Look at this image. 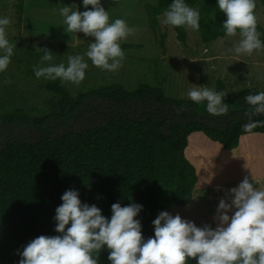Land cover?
<instances>
[{
	"label": "trees",
	"instance_id": "trees-1",
	"mask_svg": "<svg viewBox=\"0 0 264 264\" xmlns=\"http://www.w3.org/2000/svg\"><path fill=\"white\" fill-rule=\"evenodd\" d=\"M259 1L264 7V0ZM171 2L157 0L155 5L145 7L149 26L162 48L166 47L167 34L162 32L158 17ZM185 2L200 11L199 32L206 45L226 37L222 28L226 16L218 9L217 0ZM19 11L21 18L22 0ZM174 30L177 39L186 43L187 30L183 27ZM257 30L264 41V28L259 19ZM42 55L34 47L14 50L7 71L0 73V137L7 138L0 145V264H19V253L30 241L41 235H58L54 231L55 209L69 189L77 190L82 203L95 204L108 218L114 203L142 205L137 219L142 223L145 239L152 237V221L161 211L189 206L193 199L199 177L185 154L193 134L203 133L228 151L238 149L244 136L264 134V116L252 117L262 121L253 133H244L242 127L248 122L244 113L250 107L244 98L259 93L257 90L245 91L233 100L225 97L229 111L218 117L207 112L206 103L198 105L170 99L163 89L153 85L143 84L128 91L115 84L74 96L66 83L58 79L44 87L52 96L38 100L45 109L36 115L22 106L31 99L17 85L10 84L15 80L11 65L14 61L22 62L33 72ZM24 87H29L28 83ZM221 91L225 93L223 84L217 88V92ZM91 99L121 108L108 110L110 114L114 110L115 114L102 123L57 132L61 126L95 110L89 105ZM130 105L170 106L185 115L180 119L169 118L157 112L136 118L125 114ZM22 127L31 130L25 139L10 137ZM108 255L104 249L98 264H110ZM189 264H196V260L192 259Z\"/></svg>",
	"mask_w": 264,
	"mask_h": 264
},
{
	"label": "clouds",
	"instance_id": "clouds-1",
	"mask_svg": "<svg viewBox=\"0 0 264 264\" xmlns=\"http://www.w3.org/2000/svg\"><path fill=\"white\" fill-rule=\"evenodd\" d=\"M82 6L84 11L75 4L60 8L64 30L76 36L83 33L94 42L88 43L83 55L68 56L66 64L54 63L56 55L51 50L36 47L37 52H43L33 67L37 79H59L79 86L89 68L85 57L103 71L115 72L122 67L125 53L121 42L135 29L125 19L110 20L101 0H82ZM217 7L226 16L222 25L225 36L238 37L231 49L235 55L264 51L257 30L256 0H217ZM158 19L166 27L200 30V11L185 0H172ZM12 22L10 17L0 16V73L7 71L17 48L8 38ZM187 96L195 104L206 103L212 116L229 111L222 91L194 85ZM244 100L250 107L244 113L248 122L242 126L243 132L253 133L262 121L252 117L264 116V92L247 95ZM61 201L54 217L58 235H41L30 241L19 253V264H98L104 249L109 252L110 264H189L192 259L196 264H264V188L248 176L220 199L214 228L207 224L198 227L179 214L161 211L152 221L154 236L147 239L137 219L142 205L114 203L108 218L95 204L82 203L77 190L65 191Z\"/></svg>",
	"mask_w": 264,
	"mask_h": 264
},
{
	"label": "rangeland",
	"instance_id": "rangeland-1",
	"mask_svg": "<svg viewBox=\"0 0 264 264\" xmlns=\"http://www.w3.org/2000/svg\"><path fill=\"white\" fill-rule=\"evenodd\" d=\"M22 1L24 11L20 18L21 0H0V16H8L13 21L8 28V38L10 42L16 43V51L49 47L56 55L54 63L66 64L68 56L83 55L88 43L94 42V38L85 37L83 33H77L78 40L75 33L64 30L66 25L60 15V8L75 4L80 11H84L82 0ZM101 3L109 11L110 20L125 19L135 29L126 41L121 42V46L134 45L137 48L123 50L125 59L122 67L115 72L103 71L85 57L89 64L85 80L79 86L66 83L74 96L82 91L85 93L115 84H120L128 91L136 90L143 84L153 85L163 89L166 97L185 101H191L187 92L194 85L217 91L219 84H223L228 100L235 99L245 91L264 92V51L237 56L231 49L238 37L220 38L206 45L200 32L192 30H187V42L181 43L174 28L161 24L162 32L167 34L166 47L162 48L149 26L145 8L147 4L155 5L157 0H101ZM256 4L257 17L264 28V7L259 0H256ZM11 67L15 80H11L10 84L17 85L19 91L31 99L29 105L22 103L23 108L38 115L40 109H45L38 100L52 96L44 88L50 81L37 79L22 62L14 61ZM26 83L29 87H24ZM89 105L95 110L87 111L78 120L61 126L57 132L75 131L102 123L115 114L114 110L112 114L108 110L121 108L97 99H91ZM157 112L169 118L180 119L185 115L170 106L140 105L128 106L125 114L137 118L142 114L146 116ZM30 132L22 127L12 132L10 137L23 140ZM6 139L0 137V145ZM185 154L196 168L199 182L189 206H176L166 211L172 215L179 214L198 227L205 224L215 227L214 217L220 199L226 196L228 189L238 186L245 176L251 178L258 187L264 188V134L244 136L238 149L228 151L205 134L195 133L190 137Z\"/></svg>",
	"mask_w": 264,
	"mask_h": 264
},
{
	"label": "water",
	"instance_id": "water-1",
	"mask_svg": "<svg viewBox=\"0 0 264 264\" xmlns=\"http://www.w3.org/2000/svg\"><path fill=\"white\" fill-rule=\"evenodd\" d=\"M184 155L183 154H181V157H183Z\"/></svg>",
	"mask_w": 264,
	"mask_h": 264
},
{
	"label": "crops",
	"instance_id": "crops-1",
	"mask_svg": "<svg viewBox=\"0 0 264 264\" xmlns=\"http://www.w3.org/2000/svg\"><path fill=\"white\" fill-rule=\"evenodd\" d=\"M80 1V0H79Z\"/></svg>",
	"mask_w": 264,
	"mask_h": 264
}]
</instances>
